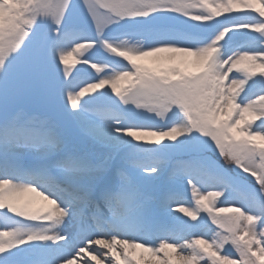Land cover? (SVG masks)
I'll use <instances>...</instances> for the list:
<instances>
[{
  "label": "snow or ice",
  "instance_id": "snow-or-ice-1",
  "mask_svg": "<svg viewBox=\"0 0 264 264\" xmlns=\"http://www.w3.org/2000/svg\"><path fill=\"white\" fill-rule=\"evenodd\" d=\"M0 264H264V0H0Z\"/></svg>",
  "mask_w": 264,
  "mask_h": 264
}]
</instances>
